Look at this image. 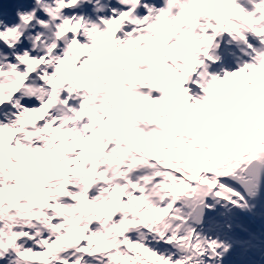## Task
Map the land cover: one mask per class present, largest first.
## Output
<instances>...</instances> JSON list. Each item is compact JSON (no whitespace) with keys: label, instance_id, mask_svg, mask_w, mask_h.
Returning a JSON list of instances; mask_svg holds the SVG:
<instances>
[{"label":"snow or ice","instance_id":"6c2138e0","mask_svg":"<svg viewBox=\"0 0 264 264\" xmlns=\"http://www.w3.org/2000/svg\"><path fill=\"white\" fill-rule=\"evenodd\" d=\"M15 3L0 264H264V0Z\"/></svg>","mask_w":264,"mask_h":264}]
</instances>
